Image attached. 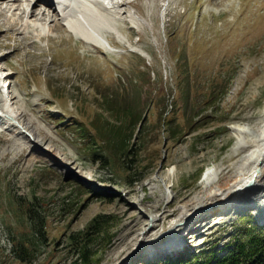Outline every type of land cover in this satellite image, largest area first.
Segmentation results:
<instances>
[{
    "label": "rangeland",
    "instance_id": "obj_1",
    "mask_svg": "<svg viewBox=\"0 0 264 264\" xmlns=\"http://www.w3.org/2000/svg\"><path fill=\"white\" fill-rule=\"evenodd\" d=\"M91 1H80L79 10L100 39L74 13L72 28L64 21L52 29L47 14L23 33L0 26V75L10 76L0 80V264H80L67 236L97 214L108 219L91 233L89 264H160L225 252L234 236L264 225V194L257 189L185 221L179 209L213 164L225 167L233 127L263 114L264 0ZM14 5L1 24L17 17ZM220 91L213 109H205ZM119 103L143 116L130 140L129 156L137 159L130 182L108 141L102 147L114 162L101 166L75 128L83 121L101 142L98 129L115 121L110 106ZM7 109L40 144L26 141L4 117ZM172 169L176 191L164 186L169 195L159 215L171 201L167 209L179 212L163 214L147 232L144 208L153 198L140 202L151 191L147 182ZM122 205L144 214L136 232L124 229Z\"/></svg>",
    "mask_w": 264,
    "mask_h": 264
},
{
    "label": "bare ground",
    "instance_id": "obj_2",
    "mask_svg": "<svg viewBox=\"0 0 264 264\" xmlns=\"http://www.w3.org/2000/svg\"><path fill=\"white\" fill-rule=\"evenodd\" d=\"M3 1L4 0H0V3ZM80 1L82 0H78L76 5L69 6L66 9L67 12H64L54 3L53 0H9L7 1V6L4 10H6V12L10 11V5L16 3L14 6H16L15 9L17 12L14 10L12 15L17 17H7L3 24L0 23V26L3 25L5 27V32L10 35L11 33L15 32H17V34L23 33L21 29H26L31 26L29 22L30 20L43 21L46 18L44 15L47 14L50 15L53 21V26L50 25L52 29H60L63 28V24L65 23L64 21L69 23L68 19L73 13L76 15L77 9L79 10L80 8ZM125 2H123V5L126 4ZM67 6L68 5L64 4V7ZM4 10H1L0 8V17L5 16ZM25 20L27 21L24 22ZM69 24L72 28L71 23ZM36 26L38 30V24H36ZM2 30V27H0V31ZM42 36L44 37V35ZM108 43L109 42H107V44ZM9 77V73H2L0 75V80L6 82ZM2 86L3 85L0 86V92ZM11 93L13 92L9 90L7 97H9ZM3 99L4 97L1 94L0 101H3ZM4 111L7 113L6 115L2 113L4 114V117L8 118V121L12 123L11 125L14 124V128H16L19 133L23 134V137L28 139L26 141L29 144H40V139H38L37 135L32 130H30L28 124L20 121V118L16 114L10 112L11 110L9 111L7 109ZM0 118L3 117L0 116ZM233 131L235 142L231 147L232 151L223 161V163H225V167L223 166V168H221L222 166H219L216 163L210 167L206 176L203 178V185L201 186V189L192 194V196H189L190 198L188 201L183 199L185 202L179 209L182 212L181 218L179 220L185 221L190 215H193L194 213L195 214L192 217L200 216L205 212H213L218 209L227 208L237 203L240 198H242L247 193H253L257 189V192H254V194H264V110L258 121L254 123L247 122L246 124L234 126ZM54 153L58 155L56 150H54ZM230 160H232L231 163H229ZM238 162L240 163L236 164ZM177 169H172L169 172L155 176L151 178L149 182H147L151 191L148 195L143 196L140 200V202H143L146 197L153 198L151 204H145L144 208V214L148 215V219L150 221V223H147L145 227L147 232L158 224V221H160L163 214H165L163 216L168 217L170 215H176L179 212L178 209H174L172 212L167 209L173 204L171 201L165 205V210L161 213V215H159L160 206L164 204L165 198L167 195H169L164 189V186L169 187L172 191H176L173 180L177 178ZM227 170L228 172L232 173L230 174V178L227 177L225 172ZM225 177H227L226 180H224ZM121 209L123 227L127 233L129 234L130 232H136L138 229H140V221L141 218H143L142 215L144 214H140L131 210L130 206L125 207L122 205ZM200 229V226H194L192 230L197 232L200 231ZM120 239L121 238L119 237L116 238L117 245L123 240Z\"/></svg>",
    "mask_w": 264,
    "mask_h": 264
},
{
    "label": "trees",
    "instance_id": "obj_3",
    "mask_svg": "<svg viewBox=\"0 0 264 264\" xmlns=\"http://www.w3.org/2000/svg\"><path fill=\"white\" fill-rule=\"evenodd\" d=\"M222 93L220 91L218 95H212L205 109H213L215 102H217L218 97ZM210 100L212 101L210 102ZM105 101L108 103L109 100L106 98ZM110 107L114 111L116 119L115 121L107 119V122L110 121L114 126L107 125L106 122L103 128L98 129L103 136L101 142L95 138L93 132L83 121L77 119L75 128L82 137L90 140L89 146L92 156L97 154L96 157L100 159L101 166H107L109 161L114 162V159L110 160L109 156L104 153L102 147L104 142L108 141L113 153H117L121 159L120 166L125 167L127 171L125 180L130 182V169L133 167V164H137V159H132L129 156L130 150H132L130 140L134 136L135 122L138 123L143 116L133 110L132 107H123L120 103ZM200 112L201 110L196 115L200 114ZM166 115L164 117H167ZM119 116L123 118L120 119ZM133 124L134 126H132ZM176 134V131L173 130L172 135ZM105 216L107 215L97 214L91 218L85 228L72 231L68 234L69 244L77 251L80 264H89L91 233L98 230L97 228L101 225L103 218L104 220L108 219ZM252 226L250 228L245 227L248 233L244 237L237 236L238 238H235L234 236L233 239L227 241L225 245L226 251L221 254L211 253L204 258L194 257L189 260L184 255H177L163 260L160 264H264V225L253 223ZM22 258H26V256Z\"/></svg>",
    "mask_w": 264,
    "mask_h": 264
}]
</instances>
